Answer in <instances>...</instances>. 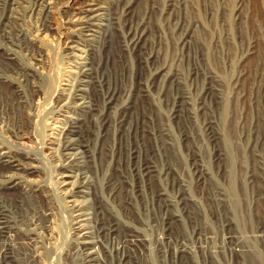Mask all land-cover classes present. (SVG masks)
<instances>
[{"label": "bare ground", "instance_id": "bare-ground-1", "mask_svg": "<svg viewBox=\"0 0 264 264\" xmlns=\"http://www.w3.org/2000/svg\"><path fill=\"white\" fill-rule=\"evenodd\" d=\"M140 1L145 5L139 12L137 4ZM219 2L221 6L218 4L216 7L222 15L220 18L223 19L225 12L230 11L233 18L236 16L235 20L241 19L243 4L237 2L235 8L227 9L224 2ZM59 3V0H0V88L8 89L13 95V101L9 102L0 91V264H27L26 261L40 264L51 257L53 249L55 253L59 251L54 215L60 205L56 203L59 208L54 205V195L61 197L64 210L68 212L66 217L71 223L68 248L59 252L65 264H109L110 255L118 257L119 264H154L148 255L149 242L140 235L137 226L134 227L125 218L130 217L137 222L140 216L143 219V212L150 213L156 208L162 214L158 253L169 258V264H224L213 257L218 253L214 254L210 249L214 236L210 235L211 228L206 226L208 217H216L217 212L224 220L227 232L223 241L231 248L229 252H232L233 264H264V224L254 226L252 223L264 203V151L257 145H248L249 148L242 146L240 138L237 143L230 140L231 128H235L230 118L235 117L232 115L231 100H224L223 124L220 123L224 125L222 132L218 133L215 120L207 117L208 98L222 103L225 86H217L210 77L211 80L207 79L203 87L204 92L199 91L203 93V99H199L198 95L199 101L191 102L181 80V71L177 63L176 66L173 64L187 57L188 54L184 55L186 51H190L189 54L193 52L194 56V45L200 46L199 50L195 49L206 61L218 57L216 48L221 53L232 48L230 44L227 47L229 39L226 31L216 34L217 31L213 32V28L201 18L204 10L212 15L215 7H212L211 0H124L120 4V12L114 13L113 8L112 13L109 12V0H68L64 7ZM56 10L60 18L55 15ZM193 11L200 15L199 18L190 16ZM26 13L41 17L43 24L39 36L28 38L27 43L21 44L24 32L18 25H21ZM50 31H56L58 37L65 38L62 40L66 45L61 56L63 64L71 67L72 80L63 82L67 66L56 73L52 67L45 65L48 53L40 44L44 38L41 35ZM233 31L230 32L231 37H238L241 33ZM255 47L251 42L247 55L252 56ZM163 49L176 52L172 64H169L170 55L167 56ZM23 51L27 61L22 59ZM204 60L198 61L199 64L194 60L198 65L193 61L195 65L189 69L192 75H200L203 70L200 63ZM246 70L249 69L243 72ZM115 76L120 79L117 84L113 82L112 77ZM124 81H127L125 87H120L118 83L124 84ZM91 86L101 91L102 107L95 98L98 94L93 95ZM52 87L56 89L54 93L58 98L49 101L45 97ZM193 97L195 100L196 96ZM163 103L170 107L169 116H164L169 123L160 117ZM198 116L205 118L204 121L201 119L204 129L201 132L207 137L208 141L204 139L207 145L210 144L212 171L230 172L229 186H217L214 181L210 183L212 171H209L211 167H206L208 163L204 164L202 153L205 152L198 151L194 144L199 135L193 130L196 127L194 123L199 121ZM172 124L175 134L170 127ZM40 125L44 126L42 134ZM94 126H99L96 133ZM92 135L100 138L96 151H93ZM243 151L246 154L243 155ZM158 157L162 158L161 166ZM179 157L191 164L193 172L190 173H193L195 184L202 188L197 193L198 197L193 194L191 187L194 186L189 187L190 183L187 184L180 171L173 167ZM99 159L104 168L107 166L103 186L106 195L95 191L93 176L96 175L92 174L95 171L92 167ZM46 160L54 161L56 165L53 180L45 177ZM242 170H245V179L242 175L239 177ZM163 178L168 180L174 193L162 185ZM207 189H214L213 194H209ZM250 198L254 202L252 210H249ZM112 205L126 217L115 212ZM23 209L31 216H26L27 212L24 214L21 211ZM230 211L241 217L239 222L237 218L235 221L230 219ZM151 218L158 221L161 217ZM181 222L192 227L196 238L193 243L186 241L185 237H175V228ZM235 223L241 227L243 234L253 233L246 234L247 242L233 232ZM123 230L125 235L118 241L117 237ZM106 239H112L114 249L108 248ZM22 246L30 249L24 257ZM135 252L142 255L141 260H133Z\"/></svg>", "mask_w": 264, "mask_h": 264}, {"label": "rangeland", "instance_id": "rangeland-1", "mask_svg": "<svg viewBox=\"0 0 264 264\" xmlns=\"http://www.w3.org/2000/svg\"><path fill=\"white\" fill-rule=\"evenodd\" d=\"M67 1L68 0H59V5L61 4L62 5V7H64V4L65 3H67ZM123 1L124 0H109V4H107L108 6H109V8H110V10H109V12L110 13H112V9L111 8H113V13L114 12H120V10H121V5H122V3H123ZM160 1H163V0H160ZM208 1H210V0H208ZM216 0H211V4L213 5L212 7L214 8V10L213 11H211V13H212V15L210 14V15H208L209 13L207 12V11H205L204 10V12H202V14H201V18H202V20H203V22L205 23V24H208V25H210L212 28H213V32L215 31H217V33L216 34H223V32H225L226 31V33H227V35H228V39H229V41H227V43H228V45H227V47H229V44H230V46L232 47V48H227L226 49V53H225V51H223L222 53L219 51V48L217 49L216 48V53H218V57H212L213 59L211 60V61H206V60H204V59H202V57H200V54H198L197 53V51H196V49L195 48H198V47H200V46H196V45H194V50H192V51H194V53H195V55L193 56V52H191V54H189L190 53V51H186L185 53H184V55L186 56V54H188L187 55V57H183V60L181 61H179V60H177V61H175L174 62V60H172V58H173V56H175L176 55V52H174V53H172V51L173 50H171V49H165V51H164V49H163V52L165 53V54H167V56L168 55H170L169 56V64H172L173 62V64H175V66H176V63H177V67L180 69V76H181V80L183 81V86H184V88L187 90V92H188V94L190 95V98H191V102H192V100H193V102L195 101L196 102V100H197V102L199 101L198 100V97H199V99L200 98H202V94L203 93H200L201 91H203V87H205L206 85V81H208V80H214V83L218 86L219 85V87H224L225 86V88H224V90H223V101H222V103L221 102H216V100L214 101V99L213 98H208V100H207V104H208V115H207V117H209L210 119H214L215 120V129H216V131H218V133L219 132H222V130L221 129H224V128H221L222 126L224 127V125H221V124H223L222 122V116H223V110L224 109H222L223 107H224V102L226 103V101H224L225 99H227V102L228 101H230L231 100V105H233V110H232V115H235V117L234 116H231L230 118H232L233 120L235 119V121H233L232 119H231V121H232V127H235V128H231V141L233 140L234 142H236L237 143V141H238V139L240 138V140L239 141H241V142H239L240 144H242V146L244 145V147H247V148H249L248 147V145H251V146H254V145H257L256 147H261V148H259L260 150H263L264 151V3H262V2H264V0H217L216 2H215ZM219 1H221V2H224L225 4L224 5H226L227 6V9H231V8H235V6H236V4H237V2L239 3V4H243L242 5V11H244V13H243V16L241 17V21L240 20H235V18H236V16L233 18V13L232 14H230V11H226L225 13L226 14H224V17H223V19L222 18H220V13L218 12V10H217V7L216 6H218V4L221 6V3L219 2ZM226 1V2H225ZM245 1V2H244ZM256 1H257V3H256ZM143 1H140L139 2V4H137V9H138V11L140 12V10L143 8V6L145 5V2H143ZM215 2V3H214ZM218 2V3H217ZM121 4V5H120ZM118 5L120 6V7H118ZM215 5V6H214ZM231 5V6H230ZM234 5V6H233ZM112 6V7H111ZM142 7V8H141ZM230 7V8H229ZM119 8H120V10H119ZM216 9V10H215ZM57 12L55 13V15H57L58 16V18H60L61 17V15H59V12H58V10H56ZM216 11H217V13H219V14H217L216 13ZM207 12V13H206ZM215 12V13H214ZM192 13V12H191ZM195 12L193 11V14H190V16L192 17L193 15V17L195 18V19H197V18H199L198 16H200V15H198V13L196 12L195 14H194ZM230 14V15H229ZM29 15V16H28ZM195 15H197V16H195ZM207 16L209 17V18H207ZM210 16H211V18H210ZM214 18H213V17ZM216 16V17H215ZM219 16V17H218ZM228 16V17H227ZM197 17V18H196ZM221 17H222V15H221ZM230 17V18H229ZM245 17V18H244ZM41 18V17H40ZM38 16H35V15H31L30 13L28 14V13H26L25 14V17H24V19L21 21V25H18L22 30H23V32H24V34H23V36L20 38V39H23V41L21 42V44L22 43H27L26 41H28V38L30 39V38H33L34 36L35 37H37V35L39 36L40 35V33L41 32H39V30H40V28H41V25L43 24V21L40 19ZM216 18V19H215ZM225 18V19H224ZM233 18V19H232ZM34 19V20H33ZM28 22H27V21ZM39 20H40V22H39ZM214 20V21H213ZM221 20H222V22H224V23H222L221 22ZM226 22H225V21ZM229 20V21H228ZM232 20H234V22L232 21ZM32 22V24H31V22ZM232 21V22H231ZM38 22H39V24H38ZM230 23V24H229ZM237 23V24H236ZM239 23V24H238ZM244 23V24H243ZM247 23V24H246ZM256 23V24H255ZM229 25V27H228V25ZM240 24H242L241 26H240ZM33 25V26H32ZM236 25L238 26V28H241L242 30H243V32H242V30L240 29H237V27H236ZM227 26V27H226ZM233 26V29L231 28V27ZM13 28H14V26H12ZM39 27V28H38ZM222 27V28H221ZM234 27H235V31H233L234 30ZM224 28V29H223ZM225 28L226 29H228V30H225ZM244 28V29H243ZM10 29V28H9ZM35 29V30H34ZM171 28L169 27V30H170ZM218 29H220V30H218ZM230 29V30H229ZM237 29V30H236ZM249 30V31H248ZM231 31H233V32H235L236 34L238 33H240L241 34V37H240V34H239V36L237 37V36H235L236 37V39H235V37H231V34H230V32ZM239 31V32H238ZM28 32V33H27ZM38 32V33H37ZM229 32V33H228ZM232 32V33H233ZM56 31H50L48 34H43V35H41V36H43L44 38H43V40H41V42H40V44L42 45V46H44V50H46L47 51V63L45 64L46 66H50V67H52L53 68V70H55V72L56 73H59V71H61L62 69H63V67L64 66H67V69L66 70H68V71H66V74L64 75V80H63V82H66L68 79H70V80H72L73 78H71L72 77V73H70L69 71H71L70 69H71V67H69V65L68 64H63V61H62V50L63 49H65L64 47H65V45H64V42L62 41V40H64L65 38L64 37H58L59 36V34H58V32L56 33ZM249 33V34H248ZM34 34V35H33ZM194 34H196V33H194ZM246 34V35H245ZM45 35V36H44ZM229 35H230V37H229ZM26 36V37H25ZM30 36V37H29ZM40 36V37H41ZM64 38V39H63ZM245 38V39H244ZM250 38H251V40H250ZM24 39H26V40H24ZM252 39H253V41H252ZM235 40V41H234ZM62 41V42H61ZM116 41V40H115ZM114 41V43H116ZM239 41V42H238ZM235 42H236V44H235ZM250 42V43H249ZM251 42H254V44L256 45V47L258 48H256L255 47V49L257 50V54H256V50H254L255 52H253L252 53V56L251 55H247L248 54V52H250V44H251ZM60 43V44H59ZM234 43V44H233ZM249 43V44H248ZM257 43V44H256ZM241 44V45H240ZM233 45V46H232ZM237 46V47H234V46ZM244 45V46H243ZM247 45V46H246ZM242 46V47H241ZM239 47V48H238ZM249 49V51H248V49ZM63 48V49H62ZM239 49V50H237V49ZM242 48H244L242 51H241V49ZM245 49H247L246 51H245ZM180 50L182 51V48H180ZM183 50H184V48H183ZM197 50H199V48L197 49ZM229 51V53H228V51ZM263 50V51H262ZM235 51H237L238 53H236ZM259 51L261 52V53H259ZM24 52V51H23ZM170 52V53H169ZM233 52V53H232ZM225 53V54H224ZM244 53H246V54H244ZM263 53V54H262ZM24 54H25V52L24 53H22L21 52V55L23 56L22 57V59L23 60H26L27 61V58L24 56ZM173 54V55H172ZM196 54H197V56H196ZM219 54H220V56H219ZM230 54V55H229ZM241 55V56H239V55ZM171 55H172V57H171ZM189 55L191 56V58L189 57ZM236 55V56H235ZM244 55V56H243ZM247 55V56H246ZM255 55V56H254ZM239 56V57H238ZM246 56V57H245ZM250 56V57H249ZM258 56V57H257ZM260 56V57H259ZM263 56V57H262ZM193 57V58H192ZM200 57V58H199ZM225 57V58H224ZM231 57V58H230ZM237 57V58H236ZM241 57H244V58H241ZM249 57V58H248ZM253 57H255V58H253ZM263 58V60L261 61V59ZM181 58V57H180ZM226 58H227V62H226ZM229 58V59H228ZM238 59L237 61H235L236 59ZM240 58H241V60L244 62V64H241V63H243L241 60H240ZM248 59V61H247V59ZM193 59V60H192ZM199 59V60H198ZM218 59V60H217ZM220 59V60H219ZM231 59V60H230ZM245 59V60H244ZM250 59V60H249ZM256 59V60H255ZM257 59H258V61H257ZM64 61L66 60V59H63ZM190 60H191V62H190ZM194 60H197L196 62H200V60L202 61V60H204L202 63H200L201 65V67L203 68V70H201V72H200V75L199 76H197V77H199V78H197L196 77V75H192V73H190L191 71H189V69H190V67L191 66H194L195 64H197ZM171 61H173V62H171ZM185 61V62H184ZM189 61V62H188ZM193 61H194V63H193ZM239 61V62H238ZM245 61H247V63H248V65H247V63H245ZM260 61V62H259ZM178 62H179V64H178ZM199 62H198V64H199ZM260 63V65H259V63ZM192 64V65H190L189 66V64ZM235 63V64H234ZM237 63H239L240 64V66H239V64H237ZM197 64V65H198ZM231 64V65H230ZM237 64V65H236ZM257 64V65H256ZM203 65L205 66V67H203ZM215 67H214V66ZM242 65H244L243 67H242ZM247 65V66H246ZM253 65V66H252ZM174 66V65H173ZM211 66V67H210ZM200 67V68H201ZM208 67V68H207ZM212 69H210V68ZM214 67V68H213ZM248 67H250V68H248ZM116 68V67H115ZM201 68V69H202ZM208 69V70H206V69ZM210 69V70H209ZM235 69H237L238 70V72H237V70H235ZM245 69H249V70H246L247 72H249L250 70V72H252V73H247V72H243V71H245ZM191 70V69H190ZM205 70H206V72H205ZM240 70V71H239ZM259 70V71H258ZM102 71V70H101ZM206 73H204V72ZM234 71H236V72H234ZM258 71V72H257ZM142 72V71H141ZM208 72V73H207ZM239 72H241V73H239ZM263 74H262V73ZM190 74V75H188V74ZM213 73H214V75H216V76H214L213 75ZM216 73V74H215ZM236 73H238V74H236ZM185 74V75H184ZM203 74V75H202ZM208 74V75H207ZM219 74V75H218ZM236 74V75H235ZM241 74V75H240ZM244 74V75H243ZM74 75V74H73ZM189 76V78H188V76ZM202 75V76H201ZM222 75V76H221ZM238 75V76H237ZM240 75V76H239ZM246 75V76H245ZM184 76H187L186 78L184 77ZM194 76H195V78H194ZM201 76V77H200ZM203 77H205V78H203ZM210 77H211V79H210ZM221 77V78H220ZM113 78V82H115V84H117L116 82L117 81H119L117 78H116V76L115 77H112ZM188 78V79H187ZM194 79H196V81L194 80ZM204 79H206V80H204ZM208 79V80H207ZM217 79V80H216ZM193 80V81H192ZM204 80V81H203ZM256 80V81H255ZM229 81V82H228ZM187 82H190V83H187ZM233 84H232V83ZM122 82H119L118 83V85L120 86V87H122V86H124L125 87V83H127V81H124V84L122 83ZM202 83H204V84H202ZM243 83V84H242ZM231 84V85H230ZM239 84V85H238ZM122 85V86H121ZM204 85V86H203ZM232 85H233V87H232ZM241 85V86H240ZM187 86V87H186ZM236 86V87H235ZM254 86H255V88H254ZM195 88V89H191V88ZM202 87V88H201ZM227 87H229V88H227ZM241 87V88H240ZM245 87V88H244ZM93 90H92V89ZM91 90H92V93H94L93 95L94 96H96L97 94L99 95L100 93H101V91H99V90H97V89H95V88H93V86H91ZM199 88H201V89H199ZM227 88V89H226ZM235 88H236V90H235ZM237 88H239L238 89V91H237ZM54 89V90H53ZM95 89V90H94ZM231 89V90H230ZM56 89L55 88H51V89H49L48 90V93L46 94V97H45V99L46 100H49V101H53L54 99H57L58 97L56 96V93H54V91H55ZM192 90V91H191ZM194 90V91H193ZM233 90H235V91H237V93L234 91V93H233ZM255 90V91H254ZM0 91L3 93V95L5 96V98H8V101L10 102H12L13 101V95H11L10 94V92H9V90L8 89H6V88H0ZM96 91H99V92H96ZM200 91V92H199ZM225 91V92H224ZM229 92V95H228V93L227 92ZM232 91V92H231ZM253 91V92H252ZM204 92V91H203ZM52 93V94H51ZM227 93V94H226ZM253 93V94H252ZM201 94V95H200ZM226 96H225V95ZM236 94V95H235ZM251 94V95H250ZM11 95V96H10ZM96 96L95 98L96 99H98L99 100V102H100V105L102 104L103 105V102H102V93L99 95V96ZM199 95V96H198ZM56 96V97H55ZM101 96V97H100ZM193 96H196V99L194 100L193 98H195V97H193ZM258 96L260 97V98H258ZM12 97V98H11ZM193 97V98H192ZM53 98V99H52ZM203 99V98H202ZM222 100V99H221ZM244 100V101H243ZM246 100V101H245ZM211 101V102H210ZM239 101V102H238ZM246 102V103H245ZM256 102V103H255ZM244 103V104H243ZM215 104V105H214ZM245 104H246V106H245ZM248 104H250V105H248ZM102 105H101V107H102ZM212 105V106H211ZM237 105V106H236ZM240 105V106H239ZM243 105V106H242ZM163 106V107H162ZM164 106H167V107H164ZM195 104H194V108H195ZM214 106V107H213ZM239 106V107H238ZM242 106V107H241ZM163 109H162V108ZM161 107H160V117L162 118V119H165L166 120V118L165 117H167V116H169V110H170V107H169V105H164V103L161 105ZM165 108H166V111H165ZM235 108L237 109L238 108V110H236L235 111ZM252 110V111H251ZM115 111V110H114ZM240 111H242V112H240ZM234 112H235V114H234ZM238 114H237V113ZM250 112V113H249ZM219 113V114H218ZM71 114H74V113H71ZM113 114H114V112H113ZM165 114H167V116H165ZM220 114H222V115H220ZM230 114V115H231ZM115 117H117V114H116V112H115ZM119 115V114H118ZM220 115V116H219ZM255 115V116H254ZM112 116H114V115H112ZM165 116V117H164ZM210 116H212V117H210ZM248 116L250 117V118H248ZM234 117V118H233ZM203 118V121H204V117L203 116H201V118L198 116V120L199 121H197L196 120V122L194 123V127L196 126H200L199 128L197 127V129H196V127L193 129L194 130V133L196 132L197 134H199L197 137H196V139L197 140H195L194 141V144L196 145V149L198 148V151H201V153L202 152H205V153H202L203 155H204V164L206 165L207 163V165H206V167L207 168H210L211 167V170L209 169V171H212V166H211V162H210V150H209V148H210V144H209V146L207 145L208 144V142H206V141H208L207 140V137H206V135L204 134V133H202L201 132V130L203 129V125H201L202 124V119ZM95 119V118H94ZM243 119V120H242ZM245 119V120H244ZM247 119V120H246ZM253 119V120H252ZM217 120V121H216ZM220 120H221V122H220ZM250 122H249V121ZM255 120V121H254ZM258 120V121H257ZM239 121H242V122H239ZM246 122V125H245V123L244 122ZM13 122V121H12ZM166 123H169L170 121H169V119L167 118V120L165 121ZM221 123V124H220ZM247 123H249V125H247ZM252 123V124H251ZM260 123V124H259ZM171 124V123H170ZM217 124V125H216ZM220 124V125H219ZM237 124H238V126H237ZM236 125V126H235ZM259 125V126H258ZM174 125L172 124L170 127L172 128ZM217 126V127H216ZM249 126V127H248ZM43 125H40V133L42 134V131H41V128H42V130H43ZM175 127V126H174ZM248 127V128H247ZM260 127V128H259ZM95 128V130H94V133H96L97 132V129H98V131H99V126H94L93 127V129ZM170 128V129H171ZM254 128H256V129H259V130H256V129H254ZM173 129V130H172ZM171 130L174 132V134H175V130L176 129H174V128H172ZM219 129H220V131H219ZM242 129L244 130V131H242ZM252 129H254V130H252ZM236 130V131H235ZM247 132H246V131ZM257 132H256V131ZM96 131V132H95ZM198 131H200V132H198ZM203 131H204V129H203ZM242 131V132H241ZM252 131V132H251ZM254 131H255V133H254ZM249 132H250V135H249ZM195 133V134H196ZM253 133V135H251ZM257 133V134H256ZM260 133V134H259ZM196 134V135H197ZM234 134V135H233ZM96 135H92V137H91V143H92V145H93V151H96V150H98V146L100 145L99 143H100V138L98 137V135H97V137H95ZM205 136V137H204ZM249 136V137H248ZM251 136V137H250ZM243 137V138H242ZM93 138V139H92ZM200 140H199V139ZM251 138V139H250ZM202 139V140H201ZM206 141H205V140ZM236 139V140H235ZM252 139H253V141H252ZM97 140V141H96ZM113 140V139H112ZM205 141V142H204ZM248 141V142H247ZM250 141H252V142H250ZM48 142H50V141H48ZM203 143H206V145H204ZM203 144V145H202ZM201 145V146H200ZM206 146V148H202V147H205ZM207 149V151H204V150H206ZM209 151V152H208ZM207 152H208V155H207ZM242 154L244 155V154H246V152H242ZM205 155H207V156H205ZM209 157V158H208ZM160 159H162V158H159L158 157V159H157V161H158V163H159V165L161 166L162 164H163V161L162 160H160ZM244 159V158H243ZM178 160V162L177 163H174L173 164V167L174 168H176L177 169V171H180V175H183V177L185 178V180H186V183L187 184H189L190 186L189 187H191V186H194V187H191L192 188V190L194 191V193L193 194H196V196L198 197V194L200 193V191H202V188H200V187H198L196 184H195V181H194V179H193V173L191 174L190 173V171L191 172H193V169L191 168V164L190 163H188V162H186L185 160L186 159H182V157L180 158L179 157V159H177ZM246 160V159H245ZM160 161V162H159ZM50 162H51V164H53L52 166H51V164H50ZM241 162H243V163H245V161H241ZM45 166H46V168H47V174L45 175V177L47 178V180H53V173H54V171L56 170V168L54 169V167H56V165H55V163H54V161H51V160H46L45 161ZM101 164V165H100ZM182 164V165H181ZM48 165V166H47ZM178 165V166H177ZM188 165V166H187ZM176 166V167H175ZM180 166H181V168H180ZM190 166V167H189ZM50 167V168H49ZM102 167V168H101ZM177 167H179V168H177ZM216 167H218V166H216ZM92 168H94L95 169V171H94V169L92 170V171H94L92 174L93 175H96V176H93L94 177V180H95V191L97 190V192L99 193V195H104L105 193H104V190H105V175H106V171H107V166H105V168H104V166H103V164H102V162L100 161V159L99 160H97L96 162H95V164L93 163V167ZM96 168H98V169H96ZM228 168L230 169V167H229V164H228ZM97 170H98V172H97ZM105 170V171H104ZM231 170V169H230ZM214 171V170H213ZM212 171V173L210 174V177L212 178L211 179V181H210V183H212L213 181V183L214 184H218L217 186H223V184H225V186L227 185V186H229L228 185V182L230 181V179L231 178H229L230 177V172H222L221 171V173H220V171H218L217 172V169L213 172ZM245 171V170H244ZM243 170L241 171L242 172V174H240V176L239 177H241V175H242V177H243V175H244V172ZM97 172V173H96ZM182 172H183V174H182ZM217 172V173H216ZM39 175H43L44 176V174H42V173H39ZM38 177V176H37ZM59 177H60V175H59ZM58 176H57V178H59ZM222 177V179H220ZM224 177V178H223ZM213 178H215V179H213ZM216 178H217V180H216ZM244 178V177H243ZM99 179H101V180H99ZM245 179V178H244ZM97 180V181H96ZM104 180V181H103ZM193 182H192V181ZM218 181H220L219 183H218ZM225 181V182H224ZM103 183V184H102ZM162 183V185L164 186V187H167V189H169V191L171 192V193H174V190L172 189V187L170 186V184L168 183V180L167 179H165V178H163V182H161ZM101 184V185H100ZM191 184H193V185H191ZM104 186V187H103ZM170 186V187H169ZM214 186V185H213ZM97 188V189H96ZM194 188V189H193ZM212 190H214V189H207V191L209 192V194H213V192L214 191H212ZM196 191V192H195ZM198 193V194H197ZM192 194V195H193ZM106 195V194H105ZM57 195H54L53 196V203H54V205H57L56 203H58L59 205H60V208L58 207V205H57V207L59 208V209H57L56 210V214L54 215V221L56 222V224H57V232H58V240H57V244H59V248H58V252L57 253H55V250L53 249V252H52V254H51V257H49V259L47 260V261H42V263H40V264H65L66 262L65 261H63V259H62V257H61V255H60V251H66V249L68 248V246H66V245H68V241H69V238H68V231H69V225H71V223L68 221V218L66 217V215H67V213L65 212V208H64V206L62 205V199H61V197H56ZM194 196V195H193ZM57 198V199H56ZM39 199V201L40 200H43V198H38ZM250 207H249V210H252L253 209V207H254V202L252 203V198H250ZM59 201H61V202H59ZM263 204V205H262ZM261 204V209L259 210V212L257 213V215H256V217L252 220V223H253V225L254 226H258V224H259V226L261 225L262 226V224H264V203H262ZM56 207V208H57ZM112 207V209L115 211V212H118L119 213V215H122V217L124 218V217H126V215L124 216V214L122 213V211H120L118 208H116L115 206H111ZM263 207V208H262ZM65 209V210H64ZM157 209V210H156ZM156 209H154V210H152V212H150V213H147L146 211V213L145 212H143L144 213V216H143V219H142V217L140 216V221H137L136 222V220H133L132 218H130V217H126L125 218V220L127 221V222H129V223H131L134 227H136V228H138L137 230L139 231V233H140V235L141 236H143V238L147 241V243H148V248H150V250H148V255H149V259L151 260V261H153L154 262V264H169V262H170V260H169V258H166V257H164V256H160V254L158 253V247H157V239L162 235V221L160 222V220H162V214H161V212L159 213V208H156ZM24 214H25V212H27L26 213V216H28V217H30L31 216V214L28 212V211H26V209H23V210H21ZM61 211V212H60ZM155 211V212H154ZM121 212V213H120ZM175 212H177L176 210H175ZM142 213V212H141ZM153 213V216L151 215ZM156 213V214H155ZM159 213V214H158ZM155 214V215H154ZM217 214V216L215 217V216H210V217H208V222H207V224H206V226L207 227H209V228H211V232H210V235L211 236H214L213 237V239H214V242H212V246L210 247V249L211 250H213L212 252H214V254L215 253H218V254H215L213 257H215L218 261L220 260L221 262H223L224 264H233V260H232V252H229V251H231V248H230V246L225 242V241H223L224 240V238L223 237H225L224 235L226 234V232H227V230L224 228V220H223V217H220V215H218L219 213L217 212L216 213ZM146 215V216H145ZM259 215V217L257 218V216ZM261 215V216H260ZM149 216H151V217H154V216H157V218L158 217H161V218H158L159 220L157 221V220H154V218L152 219L151 217H149ZM229 216H230V219L231 220H236V218H237V222H239L238 221V219L239 218H241L239 215H235L234 213H233V211H230L229 212ZM225 218V217H224ZM233 218V219H232ZM127 219H129V220H127ZM131 219V220H130ZM261 220V221H260ZM146 221V222H145ZM154 221V222H153ZM158 223H157V222ZM254 221V222H253ZM256 221V222H255ZM150 222H152V224L150 223ZM258 222V223H257ZM69 223V224H68ZM134 223V224H133ZM139 223V224H138ZM140 223L142 224V225H144V226H140ZM148 223V224H147ZM261 223V224H260ZM149 224H151V225H149ZM155 224V225H154ZM256 224V225H255ZM188 225V223H184V222H181V224L179 223V225L178 226H176V228H175V233H177V234H175V237H178V236H180V238H184L186 241L188 240V242L190 243V242H192L193 243V239H196V238H194V236H195V234H193V229H192V227L189 225V226H187ZM222 225V226H221ZM161 226V227H160ZM264 226V225H263ZM160 227V228H159ZM157 228V229H156ZM234 229H233V232L235 233L236 232V235L239 237V238H241V236H242V241H245L246 240V242L248 241L247 239H248V236L247 235H252L253 233L251 232V231H249L248 233H246V234H243L244 232H243V230H241V227H239V225L237 226L236 225V223L234 224V227H233ZM236 228V229H235ZM143 230V231H142ZM159 230V231H158ZM223 230L225 231V232H223ZM178 232H180L179 234H178ZM238 232V233H237ZM181 233H182V236H181ZM256 234V233H255ZM254 234V235H255ZM121 235V236H120ZM125 235V233H124V230L118 235V237H120V238H118L117 237V240L119 241L123 236ZM185 235V236H184ZM187 235V236H186ZM194 235V236H193ZM246 237V239H245V237ZM189 237H190V239H189ZM107 241H106V245L108 246V248H113L114 249V244H113V242H112V239H106ZM111 240V241H110ZM191 240V241H190ZM110 241V242H109ZM44 243H45V245H47V242H46V239H45V241H44ZM117 243V242H116ZM24 247V248H23ZM67 247V248H66ZM21 248H23L22 250H24L23 252H21L22 253V257H24V255L25 254H27V253H25V252H27V251H29L30 249L27 247V246H22ZM28 248V249H27ZM230 248V249H229ZM216 251V252H215ZM137 254H140L139 252L138 253H134V256H136L133 260H135V259H137V260H141L142 259V255L140 254V255H138L137 256ZM152 256V257H151ZM222 256V257H221ZM140 259H139V258ZM162 257H164V259L162 258ZM114 258V259H113ZM116 258V259H115ZM231 258V259H230ZM167 259H168V261H167ZM231 260H232V262H231ZM108 261H110V263L109 264H119L120 263V261H119V258L118 257H114V255L112 256V255H110L109 257H108ZM27 262V264H33L32 262H28V261H26Z\"/></svg>", "mask_w": 264, "mask_h": 264}]
</instances>
